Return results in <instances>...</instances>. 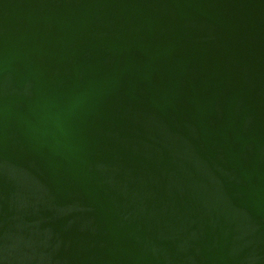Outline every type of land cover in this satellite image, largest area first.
Instances as JSON below:
<instances>
[{"label": "water", "instance_id": "water-1", "mask_svg": "<svg viewBox=\"0 0 264 264\" xmlns=\"http://www.w3.org/2000/svg\"><path fill=\"white\" fill-rule=\"evenodd\" d=\"M0 264H264V0H0Z\"/></svg>", "mask_w": 264, "mask_h": 264}]
</instances>
